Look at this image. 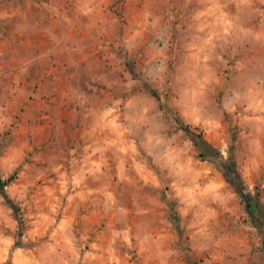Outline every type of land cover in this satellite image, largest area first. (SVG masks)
I'll return each mask as SVG.
<instances>
[{
  "label": "rangeland",
  "instance_id": "374dc122",
  "mask_svg": "<svg viewBox=\"0 0 264 264\" xmlns=\"http://www.w3.org/2000/svg\"><path fill=\"white\" fill-rule=\"evenodd\" d=\"M106 1L122 26L103 66L71 53L40 80L15 67L28 0H0V175L18 207L0 191V264H264V0H143L135 17Z\"/></svg>",
  "mask_w": 264,
  "mask_h": 264
},
{
  "label": "crops",
  "instance_id": "0c3cea01",
  "mask_svg": "<svg viewBox=\"0 0 264 264\" xmlns=\"http://www.w3.org/2000/svg\"><path fill=\"white\" fill-rule=\"evenodd\" d=\"M107 2L28 0L21 9L14 11V15L16 23H20L19 18L23 20L21 23H30L31 34L24 42L31 54L23 64L15 67H19L25 76L39 75L41 80L55 71L54 63L68 57L73 59L69 56L71 53L82 61L96 59L103 66L102 61L113 52L112 45L120 43L122 26L119 16L106 5ZM142 6L143 0H127L123 12L135 17ZM25 89L31 91L30 87Z\"/></svg>",
  "mask_w": 264,
  "mask_h": 264
},
{
  "label": "trees",
  "instance_id": "16d2710c",
  "mask_svg": "<svg viewBox=\"0 0 264 264\" xmlns=\"http://www.w3.org/2000/svg\"><path fill=\"white\" fill-rule=\"evenodd\" d=\"M189 132H191L192 135L194 133L187 128ZM218 168L223 172V174L227 177L228 181L235 187L237 192L241 193L243 200L246 204L247 211L252 215L253 218H256L259 214V203L253 198H250L248 193L245 190L244 182L242 181V178L238 174V172L234 169L233 162L225 161L223 159H220L216 162ZM233 165V167L231 166ZM232 167V168H230ZM234 175L233 177H231ZM10 179L4 180L2 179V176L0 175V191L2 195L5 197L7 202L14 208L15 211L18 210L17 205L14 203V201L8 196L5 187L8 185V182Z\"/></svg>",
  "mask_w": 264,
  "mask_h": 264
}]
</instances>
